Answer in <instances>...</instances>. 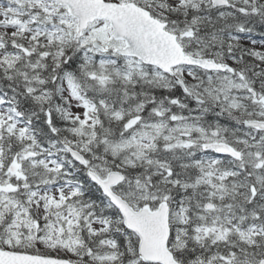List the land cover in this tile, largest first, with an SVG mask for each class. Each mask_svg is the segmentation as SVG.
I'll list each match as a JSON object with an SVG mask.
<instances>
[{"label": "snow or ice", "instance_id": "6c2138e0", "mask_svg": "<svg viewBox=\"0 0 264 264\" xmlns=\"http://www.w3.org/2000/svg\"><path fill=\"white\" fill-rule=\"evenodd\" d=\"M0 264H264V0H0Z\"/></svg>", "mask_w": 264, "mask_h": 264}]
</instances>
